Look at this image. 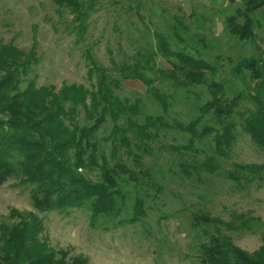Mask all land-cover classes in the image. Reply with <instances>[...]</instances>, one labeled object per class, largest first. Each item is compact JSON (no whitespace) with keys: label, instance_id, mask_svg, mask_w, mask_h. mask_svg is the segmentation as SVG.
<instances>
[{"label":"rangeland","instance_id":"obj_1","mask_svg":"<svg viewBox=\"0 0 264 264\" xmlns=\"http://www.w3.org/2000/svg\"><path fill=\"white\" fill-rule=\"evenodd\" d=\"M242 2L94 0L83 23L85 31L78 33L79 21L74 20L69 9L58 7L52 0H0V45L11 43L25 52L34 46L37 63L29 77L35 75L37 86L52 85L58 90L62 84L75 83L90 89L98 76L94 72L88 77L92 59L93 66L102 67L109 79L119 82L112 91L122 104L140 107L138 114L129 113L134 121L142 123L146 115H164L169 125L148 142V153L141 154L142 168L126 154L124 146L118 152L129 169L136 173L144 169L151 175L148 184L152 185L147 186L145 195L140 193L145 200L141 221L117 223L130 216V205L117 220L100 219L94 225L84 207L67 212H37L29 199L34 185L19 171L0 186V224L18 222L17 216H10L14 211L24 216L34 214L42 225L40 240L56 250L67 251L68 258L82 256L88 264H200L199 245L216 232L213 226L203 232L191 222L193 215L206 212L226 223H239L237 216L256 220L248 230L218 226L219 234L230 236L236 246L248 253L255 251L262 244L264 231V182L258 185L256 181L240 179L237 185L230 174L239 172L237 166L263 164L264 150L238 125L226 157L216 159L219 168L213 173L201 172L200 177H187L179 164L202 162L213 154L214 144L207 136L195 140L193 147L197 151L183 149L189 135L175 125L187 124L199 115L198 108L210 99V82L223 84L227 98L239 92L246 96L247 87L253 86L252 80L244 83L241 76L235 75L234 68L243 57L264 58V7L254 15L255 42L240 41L225 31V17L234 14ZM156 34L163 37L171 51L182 49L204 60L210 66L204 71L205 82L180 87L160 72L171 70L169 62H176L175 58H167L157 50L154 68L143 72L146 79L152 80L149 86L133 77H122L121 69L134 64L138 52L145 55L157 47ZM143 62L139 59L138 65L144 66ZM153 90L166 97V113L151 93ZM246 107L249 104L244 100L239 110ZM236 120L239 122L240 118L237 116ZM117 122L126 127V118ZM112 127L107 116L96 134L100 148L110 160ZM78 172L91 181L97 180V170Z\"/></svg>","mask_w":264,"mask_h":264},{"label":"trees","instance_id":"obj_2","mask_svg":"<svg viewBox=\"0 0 264 264\" xmlns=\"http://www.w3.org/2000/svg\"><path fill=\"white\" fill-rule=\"evenodd\" d=\"M52 1L58 7L69 9L74 20L79 21L78 33L85 31L83 23L93 9L94 0ZM263 7L264 0H243L234 14L225 17V31L240 41L254 43V15ZM176 21L180 23L179 19ZM156 35L157 47L145 55L138 52L135 63L121 69L122 77H133L149 86L152 80L146 79L143 72L154 68L157 50L176 60L169 62L171 70H159L162 75L174 79L180 87L205 82L204 71L210 70V66L204 60L182 49L171 51L163 37ZM141 58L144 66L138 65ZM89 61L92 68L88 69V77L98 73L92 88L72 83L62 84L57 90L52 85L37 86L35 75L29 77L37 63L34 46L25 52L11 43L0 45V186L20 171L34 185L29 199L37 212H67L70 208L84 207L89 210L94 225L100 219L117 220L130 205V216L117 223L134 224L145 216V200L140 193L145 195L147 186L152 185L148 184L151 175L144 169H139L138 173L129 169L118 152L124 146L126 154L142 168L141 154L148 153V142L169 125L164 115H146L142 123L134 121L129 113L138 114L140 107L134 103L122 104L112 91L119 82L109 79L102 67L93 66L92 59ZM234 73L241 76L244 83L247 79L253 81V86L247 87L246 96L239 92L227 98L223 84L210 82V99L198 108L199 115L187 124L175 122L180 131L189 135L183 149L197 151L193 147L195 140L207 136L214 144L213 154L202 162L179 164L187 177L193 174L200 177L201 172L213 173L219 168L216 159L226 157L238 125L264 150V58L243 57ZM151 93L166 113V97L157 90ZM244 100L249 107L240 111ZM107 116L113 123L109 134L112 160L106 157L96 138ZM122 117L126 118V127L118 125ZM205 117H208L206 121ZM133 148L139 154L134 153ZM236 169L239 172H233L230 178L237 185L240 179L256 181L258 185L264 182V163L241 165ZM78 170H97V180L83 177ZM129 186L131 190L127 189ZM130 191L134 193L132 201ZM10 216H17L19 221L0 224V264H88L82 256L68 258L67 251L56 250L40 240L42 225L36 215L24 216L14 211ZM237 217L241 221L236 224L223 222L206 212L193 215L194 227L204 232L206 227L213 226L216 232L199 245L200 264H264V231L262 244L251 253L236 246L230 236L219 234L220 225L228 230H248L255 225L256 220L252 218Z\"/></svg>","mask_w":264,"mask_h":264}]
</instances>
